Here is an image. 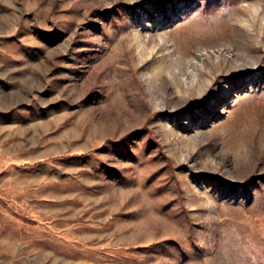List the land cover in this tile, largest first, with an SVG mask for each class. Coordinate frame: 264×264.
I'll use <instances>...</instances> for the list:
<instances>
[{
  "label": "rangeland",
  "instance_id": "1",
  "mask_svg": "<svg viewBox=\"0 0 264 264\" xmlns=\"http://www.w3.org/2000/svg\"><path fill=\"white\" fill-rule=\"evenodd\" d=\"M0 264H264V0H0Z\"/></svg>",
  "mask_w": 264,
  "mask_h": 264
}]
</instances>
